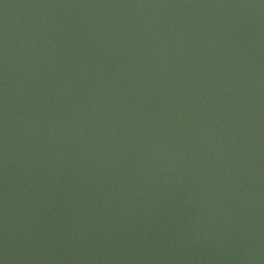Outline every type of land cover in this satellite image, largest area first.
Instances as JSON below:
<instances>
[{"label": "water", "instance_id": "water-1", "mask_svg": "<svg viewBox=\"0 0 264 264\" xmlns=\"http://www.w3.org/2000/svg\"><path fill=\"white\" fill-rule=\"evenodd\" d=\"M0 264H264V0H0Z\"/></svg>", "mask_w": 264, "mask_h": 264}]
</instances>
